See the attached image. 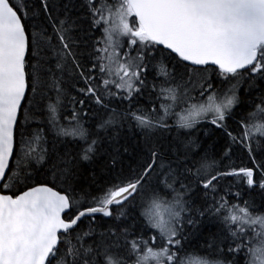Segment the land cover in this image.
Returning <instances> with one entry per match:
<instances>
[{"label":"snow or ice","instance_id":"1","mask_svg":"<svg viewBox=\"0 0 264 264\" xmlns=\"http://www.w3.org/2000/svg\"><path fill=\"white\" fill-rule=\"evenodd\" d=\"M0 264H264V0H0Z\"/></svg>","mask_w":264,"mask_h":264},{"label":"trees","instance_id":"2","mask_svg":"<svg viewBox=\"0 0 264 264\" xmlns=\"http://www.w3.org/2000/svg\"><path fill=\"white\" fill-rule=\"evenodd\" d=\"M34 2V0H33ZM197 143L201 145L202 150H207L210 154H222L227 150V138L224 136L220 129H216L210 124H204L198 126L197 130L193 134V137ZM127 159V154H125ZM237 165H240L242 161L236 157L233 158ZM106 158H98L95 165L87 167L82 174L81 182L84 185L91 183L93 180H98L101 183L107 176L104 165ZM247 163V161H243ZM252 196L259 202L261 196L259 192L253 193ZM219 228L215 222L205 220H198L197 224L191 228V240L193 245L201 247V251L198 255L202 258L214 259L215 256L204 250L206 246L204 241L206 238H211L212 233L218 232Z\"/></svg>","mask_w":264,"mask_h":264}]
</instances>
